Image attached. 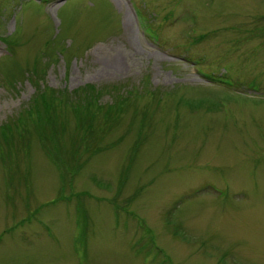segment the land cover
Returning a JSON list of instances; mask_svg holds the SVG:
<instances>
[{"label": "rangeland", "instance_id": "1", "mask_svg": "<svg viewBox=\"0 0 264 264\" xmlns=\"http://www.w3.org/2000/svg\"><path fill=\"white\" fill-rule=\"evenodd\" d=\"M0 264H264V0H0Z\"/></svg>", "mask_w": 264, "mask_h": 264}, {"label": "bare ground", "instance_id": "2", "mask_svg": "<svg viewBox=\"0 0 264 264\" xmlns=\"http://www.w3.org/2000/svg\"><path fill=\"white\" fill-rule=\"evenodd\" d=\"M116 1L119 3V0ZM124 30L126 33L132 32L131 23L127 14H125V18H124ZM119 70H120V64L115 59L113 63H109L108 65H105V69L103 73H105V75H110L113 73H117Z\"/></svg>", "mask_w": 264, "mask_h": 264}]
</instances>
